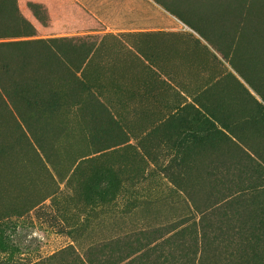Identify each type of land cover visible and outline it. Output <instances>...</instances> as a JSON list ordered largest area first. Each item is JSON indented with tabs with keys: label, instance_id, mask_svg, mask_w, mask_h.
<instances>
[{
	"label": "rangeland",
	"instance_id": "rangeland-1",
	"mask_svg": "<svg viewBox=\"0 0 264 264\" xmlns=\"http://www.w3.org/2000/svg\"><path fill=\"white\" fill-rule=\"evenodd\" d=\"M259 1H82L100 21L88 37L0 17V36L26 37L1 44L65 40L53 74L21 76L26 47L0 48L12 80L58 95L27 112L0 79V264H264L263 240L236 238L264 219V71L243 36ZM188 219L178 255L167 239Z\"/></svg>",
	"mask_w": 264,
	"mask_h": 264
},
{
	"label": "trees",
	"instance_id": "trees-1",
	"mask_svg": "<svg viewBox=\"0 0 264 264\" xmlns=\"http://www.w3.org/2000/svg\"><path fill=\"white\" fill-rule=\"evenodd\" d=\"M10 3L12 6V10L8 11L6 8V4ZM28 8L34 13V15L37 17L36 19L39 20V23L43 27H47L49 25V18L47 15L46 10L36 4H28ZM259 15L256 18V21H254V24L250 25L246 21L244 24V31L243 36L248 38H253L254 42L257 47L256 51V60L259 62H262V72L264 71V1L263 4L261 1H259ZM37 10L42 11V18L37 13ZM8 14V15H7ZM2 15H7L8 18H13L14 20H18V22L22 24H26L25 20L21 16L17 2L16 0H0V17ZM178 18H181L178 14H176ZM44 18V19H43ZM23 35H16V36H0V40L9 38V39H18V38H26L22 37ZM65 40L63 39H49V40H35V41H29V42H15V43H6L1 44L0 48L3 47H13L17 50L25 49L24 52H19L18 56L20 57V63L17 65V74H20L21 76H27L29 73L34 72L35 68L34 66H40L45 71H47L46 74L50 73L53 74V71L56 70L60 66V62H63L61 53L59 51L60 46L62 45V42ZM34 58L40 59L38 62H35ZM14 70H11L8 64H6L4 61H0V79L2 76L7 77L10 79V83L13 85V88L17 91L18 95H22L25 100V106L27 112L35 111L37 113L45 112L48 110L49 107H51L52 104L58 102V95L56 91H49L47 93L42 92V88L40 87L41 79H37L36 77H33L31 79L28 78V80H23L19 82V80H12V74ZM264 78V76H262ZM262 102L264 103V98L262 99ZM259 107H261L259 105ZM264 111V108L261 107ZM232 203V202H231ZM234 205H230V207H233ZM234 216V213H231V217ZM191 220L188 219V221H184V224L187 223L186 227L181 228L176 233L172 234L167 240L176 241L178 244V255H186L191 250V244L194 243L191 236L196 233V226H200L201 220L198 221V223L190 222ZM203 222V221H202ZM256 226L252 228L243 229V231L240 232V235H237L236 238L241 239L242 241H248V240H263L264 241V219L260 218L258 221H255ZM205 223V222H204ZM211 224V223H207ZM183 226V225H182ZM201 234L200 239L202 241H205V238H208L209 245H212L214 243V240H220L223 243L230 242V237H228L229 233H225L221 237H215L216 231H212L211 227L201 225ZM232 237V236H231ZM189 238V241H188ZM191 238V239H190ZM165 240V241H167ZM230 240V241H229ZM164 241V242H165ZM256 241V242H257ZM211 253H214V250H211ZM209 253V254H211Z\"/></svg>",
	"mask_w": 264,
	"mask_h": 264
},
{
	"label": "crops",
	"instance_id": "crops-1",
	"mask_svg": "<svg viewBox=\"0 0 264 264\" xmlns=\"http://www.w3.org/2000/svg\"><path fill=\"white\" fill-rule=\"evenodd\" d=\"M90 0H16L25 20L30 22L41 38L88 37L99 32L100 21L83 4ZM42 6L48 15L49 25L41 26L28 8V4ZM154 257V256H153Z\"/></svg>",
	"mask_w": 264,
	"mask_h": 264
}]
</instances>
